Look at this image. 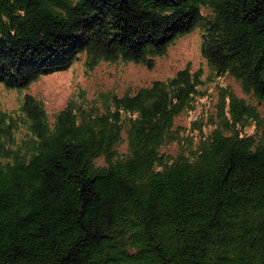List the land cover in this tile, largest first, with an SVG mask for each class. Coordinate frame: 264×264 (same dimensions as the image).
I'll list each match as a JSON object with an SVG mask.
<instances>
[{
  "label": "trees",
  "instance_id": "trees-1",
  "mask_svg": "<svg viewBox=\"0 0 264 264\" xmlns=\"http://www.w3.org/2000/svg\"><path fill=\"white\" fill-rule=\"evenodd\" d=\"M194 29L205 77L0 108V264H264V0H0V82L81 55L152 68ZM225 75L244 96L176 125Z\"/></svg>",
  "mask_w": 264,
  "mask_h": 264
},
{
  "label": "rangeland",
  "instance_id": "rangeland-1",
  "mask_svg": "<svg viewBox=\"0 0 264 264\" xmlns=\"http://www.w3.org/2000/svg\"><path fill=\"white\" fill-rule=\"evenodd\" d=\"M84 60L85 55H81L68 68L42 75L25 88H7L0 82V108L7 111L16 109L23 94L29 92L43 102L51 117L53 112L62 108L67 101L77 95H84L87 100L93 102L102 92L112 91L121 94L128 88L135 89L140 85L149 84L154 79L171 76L186 64L192 69L202 67L204 77L208 73V66L200 53V37L197 29L178 38L165 55L155 59L152 68L133 62L100 61L92 69H86ZM218 86H229L235 93L244 96L236 79L229 75L218 77L205 86L212 99L206 97L198 99L194 110L177 117L176 125L180 123L188 127L193 120L206 113L215 116L213 105L217 99ZM206 130L207 128L204 129ZM177 143L169 144L162 150L173 153L179 149ZM122 147H125V142Z\"/></svg>",
  "mask_w": 264,
  "mask_h": 264
}]
</instances>
